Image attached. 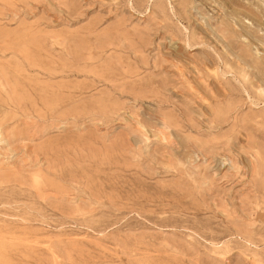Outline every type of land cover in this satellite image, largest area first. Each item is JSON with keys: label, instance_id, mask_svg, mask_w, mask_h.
I'll list each match as a JSON object with an SVG mask.
<instances>
[{"label": "rangeland", "instance_id": "rangeland-1", "mask_svg": "<svg viewBox=\"0 0 264 264\" xmlns=\"http://www.w3.org/2000/svg\"><path fill=\"white\" fill-rule=\"evenodd\" d=\"M0 264H264V0H0Z\"/></svg>", "mask_w": 264, "mask_h": 264}]
</instances>
